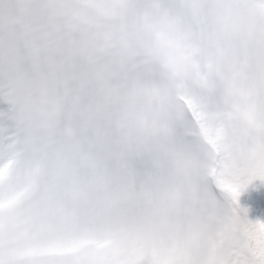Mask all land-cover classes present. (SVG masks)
I'll return each instance as SVG.
<instances>
[{
  "label": "snow or ice",
  "instance_id": "1",
  "mask_svg": "<svg viewBox=\"0 0 264 264\" xmlns=\"http://www.w3.org/2000/svg\"><path fill=\"white\" fill-rule=\"evenodd\" d=\"M0 264H264V0H0Z\"/></svg>",
  "mask_w": 264,
  "mask_h": 264
}]
</instances>
